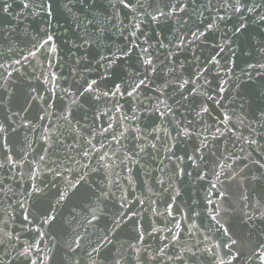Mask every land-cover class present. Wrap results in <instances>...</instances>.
<instances>
[{"label":"water","instance_id":"95a60500","mask_svg":"<svg viewBox=\"0 0 264 264\" xmlns=\"http://www.w3.org/2000/svg\"><path fill=\"white\" fill-rule=\"evenodd\" d=\"M0 264H264V0H0Z\"/></svg>","mask_w":264,"mask_h":264},{"label":"snow or ice","instance_id":"6c2138e0","mask_svg":"<svg viewBox=\"0 0 264 264\" xmlns=\"http://www.w3.org/2000/svg\"><path fill=\"white\" fill-rule=\"evenodd\" d=\"M25 6L27 7V5H25ZM221 18H223V17H221ZM148 63L151 64V61L149 60ZM93 83H95V82H93ZM89 91H91V88H89ZM128 94L131 95L132 92L129 91ZM205 110H206V109H205ZM93 222H94V220H89V223H93ZM76 243H77V246H79V240H77ZM101 247H102V245H98L96 248L93 249V252H95V253L97 254V256L99 255V251H100V248H101Z\"/></svg>","mask_w":264,"mask_h":264}]
</instances>
